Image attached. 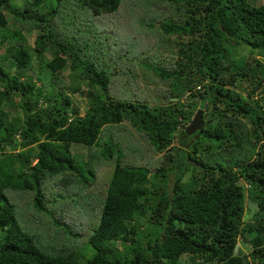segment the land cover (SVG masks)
Returning a JSON list of instances; mask_svg holds the SVG:
<instances>
[{
    "label": "trees",
    "instance_id": "obj_1",
    "mask_svg": "<svg viewBox=\"0 0 264 264\" xmlns=\"http://www.w3.org/2000/svg\"><path fill=\"white\" fill-rule=\"evenodd\" d=\"M23 1L0 0V43H7L5 63L0 60V149L10 147L0 157V264H264V2ZM123 2V13L132 9L123 20L132 26L139 3L141 22L173 52L170 65H162L165 57L156 51L153 60L139 56L142 70L168 84L162 93L149 85L154 105L146 97L111 93L115 77L136 75L118 65L147 51L133 40L123 50L99 31L97 21L119 13ZM9 16L15 26L6 32ZM21 27L41 31L33 51L22 41ZM47 51L51 58L35 68L34 55ZM63 71L71 93L86 98L83 115L65 89ZM6 106L21 111L10 115ZM198 108L205 124L185 140L184 128ZM127 119L157 151L172 152L156 164H135L112 140L87 159L73 150L99 146L106 126ZM174 139L183 148L172 147ZM100 163L109 173L93 197L87 226L78 223L82 231H74L56 219L65 207L55 211L53 202H79L77 196L96 183ZM56 179L63 188L47 194V183ZM19 193L30 196L28 213L17 212ZM246 199L256 206V223L244 218ZM26 215L33 218L30 225L54 222L60 247L46 227L36 232L25 226Z\"/></svg>",
    "mask_w": 264,
    "mask_h": 264
},
{
    "label": "rangeland",
    "instance_id": "obj_2",
    "mask_svg": "<svg viewBox=\"0 0 264 264\" xmlns=\"http://www.w3.org/2000/svg\"><path fill=\"white\" fill-rule=\"evenodd\" d=\"M138 2L137 0H128V3H133V2ZM251 4L253 5H260L264 2V0H248ZM24 1L23 0H17V4L21 5ZM125 3V2H123ZM132 6V5H131ZM127 8V3H125L122 8L120 9L119 13L115 14H110L106 15L102 18H100L99 21H97L99 31H104L105 33L110 35L109 41L111 43H118L121 46V48L124 50V47L130 45L128 43L129 41L127 40H133L134 44H136V47H145L146 48V53H140L138 52L136 55H134L133 60L131 62L119 64L118 66L121 67V72L127 71V69L132 68L133 70L136 71V75L130 79L131 80H124L125 76H117L113 79L112 84H111V93L115 98H120V99H129L133 98L135 96V99L137 96L140 97H146V101H149L150 105H154L152 99V94L153 91L149 90V85L152 87L156 88V92H166V89L168 88V84L165 83L156 73L152 70L149 69H144L140 67V65L137 64L139 56H146L150 57L149 59H152L151 53L156 51L157 53L155 55H159L160 57H165L164 60L162 61V65H170L171 60L169 59L170 56H172L173 52L171 50H166L161 47V43L158 41L157 35L153 31H151L145 22H141V16L143 15V9L141 8L139 3H136V12L135 14H131V23H126L123 18H128L129 13H131L132 9H129L126 13H123V10ZM123 15V16H122ZM9 23L7 24L6 27V32L8 31H13L14 29V24L11 21V17H8ZM20 34L22 35L21 38H23V42L30 48L31 51H33L34 47V40L35 37L38 33H41V31L37 28H33L31 30H26L21 27ZM8 42V40H7ZM7 43H0V60H2V63H5V58L3 56L5 55V49H6ZM131 46V45H130ZM133 46V45H132ZM235 50V49H234ZM237 50V49H236ZM162 51V52H159ZM232 51V50H231ZM242 52L248 53V49H241ZM159 52V53H158ZM141 54V55H140ZM237 52L234 51L233 55H236ZM51 51H47L43 55V57H36L34 55L33 57V64L34 67L36 68L39 66L41 60L45 57L47 59L51 58ZM154 56V55H153ZM255 58H261L260 55L257 53L254 54ZM162 57V58H163ZM143 72H147V75L149 78L147 80L143 76ZM59 75L63 79L65 83V89L66 91L71 95L74 105L78 108L79 114L83 115L86 108H87V102L85 96H79L77 94H72L69 88V78L67 76V72L63 71L62 73L60 72ZM35 76V73L33 72V77ZM82 88L86 91L87 88L86 86L82 85ZM199 88V87H198ZM260 96L262 97V100L264 102V89L260 90ZM15 101H19L18 97H15ZM152 101V102H151ZM5 109L7 110L10 115H15L18 112H20V109H17V111L14 109L12 106H6ZM199 109V108H198ZM203 110V109H202ZM212 110V109H211ZM210 111V110H207ZM203 114L204 110L202 111ZM208 115V113H206ZM204 116V115H203ZM214 120L216 117H213ZM203 120H205V117H203ZM205 124V123H204ZM203 124V126H204ZM187 124L185 128L188 126ZM184 128V129H185ZM183 129V126L178 128V131ZM185 136V132H184ZM189 136H185V140L188 139ZM18 140L20 139L17 137ZM109 140H112L113 142H118V147H120L121 151L123 152L125 159L134 162L135 164H140L141 162H145L148 164H156L159 159L163 158L166 154H168L169 151L172 152V149H164L157 151L150 143L148 140L147 136L145 135L144 131H141V129L137 128V125L129 121L128 119L125 120L124 122L120 124H114V125H108L104 128L103 133H102V140L100 142L99 146H91L89 147H74L73 150H78V152L85 158L87 159L88 157H91L93 154H98L99 148L103 146L104 142H107ZM181 147L183 148L182 145H180L176 139H174V142L172 144V147ZM189 146V145H188ZM186 146V148L188 147ZM10 153V147L4 146V149H0V157ZM190 161L189 159H186V161ZM99 171L97 172V179L96 183L94 184L93 188H91L90 192H81L80 195L77 196L79 202H73V199H59L54 203V209H60L61 206L65 207V212H64V217L61 215H56V219L61 218L63 223L66 221L71 225V229H75L74 231L80 232L82 229H80V226H78V223L80 224L83 222V225L87 226V220L91 217V209H95V204L93 197L99 195L100 192V182L103 181L104 178L107 177L109 173V166L106 164L100 163L98 166ZM190 177V171H186L183 177L184 182L187 181V179ZM49 187L47 190V194H53V193H58V191L63 188L60 183L57 182L56 180L50 181L47 183ZM69 191H74L73 187H70ZM68 191V192H69ZM63 193H66L62 191ZM67 194V193H66ZM74 197V196H73ZM30 196L29 194H24V193H19L18 196L15 195V203L17 204V212L22 214L28 213L30 209H32V205L30 203ZM32 206V207H31ZM99 207H97L98 209ZM256 210V206L250 202L248 199H246L245 203V214L244 218L246 221H250L251 223H256L253 220V215ZM60 213V210H58ZM30 215V214H29ZM27 216V215H26ZM25 216V217H26ZM27 224L25 226L29 227L32 231H40L42 227H46V231L48 233L49 231V238L53 241L54 247H60L61 243H59V240L57 237L54 235L53 229L57 227V225L54 222H49L48 224H44L41 222L37 223H32L31 225L29 222L33 220V218L27 216ZM19 219H21V216L19 215ZM65 219V220H64ZM48 220V219H46ZM22 223V221H21ZM50 228H48V226ZM60 236L63 238L64 235L66 234L64 230H60ZM240 241V239H239ZM79 242V241H77ZM65 243V242H62ZM238 246L240 249H242L245 253L249 254L251 249L246 248L241 241L239 242ZM250 261V256L248 257ZM250 264H261V263H250Z\"/></svg>",
    "mask_w": 264,
    "mask_h": 264
},
{
    "label": "water",
    "instance_id": "obj_3",
    "mask_svg": "<svg viewBox=\"0 0 264 264\" xmlns=\"http://www.w3.org/2000/svg\"><path fill=\"white\" fill-rule=\"evenodd\" d=\"M202 111L203 110L201 108L197 109L189 125L185 128V136H191L202 129L204 124Z\"/></svg>",
    "mask_w": 264,
    "mask_h": 264
}]
</instances>
